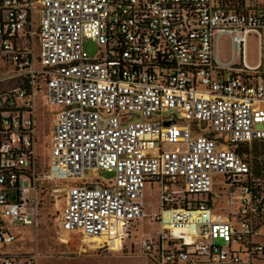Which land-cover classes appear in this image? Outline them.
Here are the masks:
<instances>
[{
    "label": "built area",
    "instance_id": "built-area-1",
    "mask_svg": "<svg viewBox=\"0 0 264 264\" xmlns=\"http://www.w3.org/2000/svg\"><path fill=\"white\" fill-rule=\"evenodd\" d=\"M87 40L104 51L88 57ZM38 94L55 109L46 162ZM258 141L264 0H0V264H37V251L8 248L14 225L37 227L41 187L53 181L72 182L59 229L86 246L124 254L137 243L153 264L264 261V177L238 152ZM101 171L113 180L86 183ZM147 183L158 186L156 212ZM147 214L157 242L134 235ZM163 229L189 239L165 241Z\"/></svg>",
    "mask_w": 264,
    "mask_h": 264
},
{
    "label": "rangeland",
    "instance_id": "rangeland-1",
    "mask_svg": "<svg viewBox=\"0 0 264 264\" xmlns=\"http://www.w3.org/2000/svg\"><path fill=\"white\" fill-rule=\"evenodd\" d=\"M83 50L88 57L92 58L98 56L100 52L104 51V48L91 40H87L83 44ZM218 54L221 59L230 57V44L225 36L218 40ZM245 60L249 66H253L257 63V42L256 38L252 35L245 43ZM35 109L38 139L36 150L40 156V160L46 162L48 159L51 132L50 125L55 109L45 106L41 94L36 96ZM238 150L240 154L249 155L248 157H250L251 168L255 177H264V142H253L249 146H243ZM86 177V183L88 184L94 183L95 181L107 184L109 181L113 180L114 173L101 171L95 175L88 173ZM71 183V181L61 183L56 181L51 183L44 182L38 196L37 227H23L20 224L14 225L19 235V239L16 243L18 250L19 247L23 245L25 246L24 251L41 252L42 254L37 260L38 264H145L142 259H138V257L135 256L123 258L111 254L97 259L95 258L96 254H94V250L89 249V244L87 246L84 245L82 237L78 235L74 236L70 234L68 238L69 242H67L69 244H60V238L65 236L64 233L59 230L58 221L60 211L64 205V189L66 185ZM173 190L177 193H181L180 187L174 186ZM144 193L147 213L156 212L159 204L158 186L156 184L147 183L145 184ZM183 196V193H181L180 197ZM152 222L150 216H146L143 221L139 222L138 236L142 233L156 231L159 225ZM82 246L86 249V254H78L79 248ZM241 260L244 262L246 259L244 256H241ZM243 264H264V261L252 263L245 262Z\"/></svg>",
    "mask_w": 264,
    "mask_h": 264
},
{
    "label": "crops",
    "instance_id": "crops-1",
    "mask_svg": "<svg viewBox=\"0 0 264 264\" xmlns=\"http://www.w3.org/2000/svg\"><path fill=\"white\" fill-rule=\"evenodd\" d=\"M221 37H224V36H221ZM220 37V38H221ZM220 57V56H219ZM144 192H145V188H144ZM144 196H145V193H144ZM146 208H147V206H146ZM157 208H158V206H157ZM148 216V215H147ZM146 217V216H145ZM144 217V218H145ZM144 218L141 220V221H143L144 220ZM141 221H139V222H141ZM138 222V223H139ZM152 223H155V224H157L156 222H152ZM138 228H139V225H138V227H137V231H136V233H134V235H135V237H138V238H140V237H144L145 239H147V240H149V241H152V242H157L158 240H159V238H160V227L158 226V228H157V230L156 231H151L150 233H142L140 236H138ZM60 230V229H59ZM62 233H64V236L65 237H61L60 238V244H64V245H68L69 243H67V242H69L68 241V238H69V235L70 234H72V235H74V236H76V235H78V236H81V234H79V233H66V232H62ZM16 234H17V239H16V241L14 242V243H12L10 246H9V248H8V250L10 251V252H23V253H28V251H24L25 249H24V247L25 246H23V245H21L20 247H19V250H18V248L16 247V243H17V241H18V239H19V235H18V232H16ZM66 240V241H65ZM64 241V242H63ZM93 242V241H92ZM15 244V245H14ZM14 245V246H13ZM100 244L98 243V242H93L92 244H89L88 245V247H89V249H93L94 250V254H96V256H95V258H97V259H101L102 257H104L105 255H117V256H120V257H123V258H127V257H138V259H142V261L145 263V264H149L150 262L147 260V258L146 257H144L142 254H141V248H140V246L137 244V243H132L131 244V246L129 247V250H128V253H124V254H122V253H115V252H112V251H101L100 249H99V246ZM14 248H17V249H14ZM30 251V250H29ZM39 251V250H38ZM96 251V252H95ZM30 252H32V251H30ZM129 252H131V253H129ZM87 253V251H86V249L82 246V247H80L79 248V253L78 254H86ZM41 252L39 253V256H41ZM37 264H38V262H37Z\"/></svg>",
    "mask_w": 264,
    "mask_h": 264
},
{
    "label": "bare ground",
    "instance_id": "bare-ground-1",
    "mask_svg": "<svg viewBox=\"0 0 264 264\" xmlns=\"http://www.w3.org/2000/svg\"><path fill=\"white\" fill-rule=\"evenodd\" d=\"M225 178L222 177V176L221 177L220 176H213L214 181H217V180L223 181V180H225ZM163 233H164V240L165 241H167V240H171V241H173V240H181L182 238L185 239V240L189 239L188 234L186 232H178V231H176V232H168V231H166V229H163ZM92 241L93 240H91L90 242H92Z\"/></svg>",
    "mask_w": 264,
    "mask_h": 264
},
{
    "label": "trees",
    "instance_id": "trees-1",
    "mask_svg": "<svg viewBox=\"0 0 264 264\" xmlns=\"http://www.w3.org/2000/svg\"><path fill=\"white\" fill-rule=\"evenodd\" d=\"M258 142H264V141H258ZM239 151V150H238ZM40 157V156H39ZM104 184V183H103Z\"/></svg>",
    "mask_w": 264,
    "mask_h": 264
}]
</instances>
